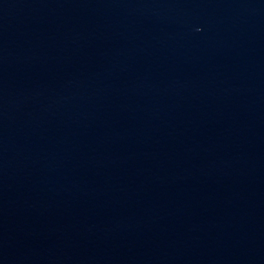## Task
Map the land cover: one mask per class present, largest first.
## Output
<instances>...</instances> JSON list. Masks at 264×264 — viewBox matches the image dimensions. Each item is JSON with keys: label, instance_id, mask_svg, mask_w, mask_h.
Masks as SVG:
<instances>
[{"label": "water", "instance_id": "95a60500", "mask_svg": "<svg viewBox=\"0 0 264 264\" xmlns=\"http://www.w3.org/2000/svg\"><path fill=\"white\" fill-rule=\"evenodd\" d=\"M264 0H0V204L125 129Z\"/></svg>", "mask_w": 264, "mask_h": 264}]
</instances>
